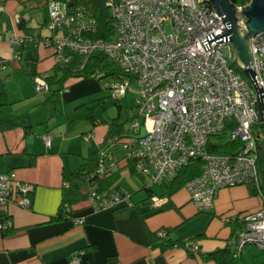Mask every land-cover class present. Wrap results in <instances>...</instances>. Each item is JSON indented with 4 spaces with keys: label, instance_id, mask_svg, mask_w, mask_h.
Returning <instances> with one entry per match:
<instances>
[{
    "label": "built area",
    "instance_id": "1",
    "mask_svg": "<svg viewBox=\"0 0 264 264\" xmlns=\"http://www.w3.org/2000/svg\"><path fill=\"white\" fill-rule=\"evenodd\" d=\"M104 2L114 29L109 39L97 36L99 24L94 15L68 0L48 1V33L11 36V42L18 45L36 40L51 48L57 65L70 64L78 54L82 58L78 69H85L98 64V57H104L120 71V75H108L113 81L107 86L116 100L131 92L132 82H137L134 133L113 136L109 148L100 152L96 169L86 178L90 205L95 210L134 206L132 193L126 188L101 186L120 162L131 171L133 165L135 173L149 180L148 186H162L172 181L192 158H200L199 174L185 184L192 202L201 211L211 210L222 188L244 184L255 188L262 201L259 209L223 218L228 224L237 225L229 240L237 254H243L246 246L264 254V171L260 172L264 121L257 89L238 64L230 40H212L208 50L200 40L227 28L222 15L207 0ZM248 4L250 0L237 5L241 8ZM16 20L22 21L20 13ZM252 49L264 88V32L253 37ZM15 57L21 59L20 50ZM0 64L6 67L4 62ZM93 69L94 76L101 73L99 65ZM34 84L39 94L51 89L43 76H36ZM150 116L154 117L152 128ZM221 134L227 139L216 142L218 145L230 141L239 142L240 146L225 152L212 151L210 141ZM45 140L51 143L49 135ZM118 146L126 152L120 159L112 155ZM35 187V183L18 180L11 172L1 173L0 206L15 203L30 208ZM150 200L153 205L164 203L157 194L151 195ZM77 222L83 223L84 219ZM12 225L11 220L0 224L2 229ZM158 235L165 237L168 230L160 229ZM189 249L198 253V243L193 242ZM81 261V251L73 254L72 264Z\"/></svg>",
    "mask_w": 264,
    "mask_h": 264
},
{
    "label": "crops",
    "instance_id": "2",
    "mask_svg": "<svg viewBox=\"0 0 264 264\" xmlns=\"http://www.w3.org/2000/svg\"><path fill=\"white\" fill-rule=\"evenodd\" d=\"M35 7H24L18 0L0 5V61L6 64L5 68L0 64V93L6 92L8 99L0 108L7 118L26 117V126L2 128L0 124V174L11 172L16 179L36 186L30 208L15 203L0 206V213L8 215L14 225L9 233L0 226V264H72L78 251L82 260L79 264H217L204 253L229 242L233 225L225 222L224 215H241L262 205L250 186L222 188L214 208L206 211L197 208L186 188L171 198L163 197V204L153 205L151 195L160 196L162 187L148 186L143 177L126 167L130 182L124 179L123 169L114 185L132 193L134 206L93 209L89 181L83 179L81 200L73 207L71 217L51 220L60 207L63 187L68 185L65 176L99 149L109 124L99 126L98 119L93 124L78 115L80 105L92 107L87 101L91 97V77H71L55 101L48 100L51 89L37 93L35 77L46 78L57 65L53 50L36 40L21 45L11 42L13 35L48 33V16L42 22L29 13V8ZM19 13L24 27L15 20ZM18 50L21 59L15 57ZM80 112L85 115L86 109L80 108ZM88 134L92 135L87 138ZM48 135L50 144L45 140ZM80 219L84 222L78 223ZM165 228L170 238L181 239L186 245L167 249L155 245L158 230ZM193 242L199 245L196 254L189 249ZM254 249L247 247V254H253ZM245 264L257 261L247 255Z\"/></svg>",
    "mask_w": 264,
    "mask_h": 264
},
{
    "label": "trees",
    "instance_id": "3",
    "mask_svg": "<svg viewBox=\"0 0 264 264\" xmlns=\"http://www.w3.org/2000/svg\"><path fill=\"white\" fill-rule=\"evenodd\" d=\"M7 0H0V5ZM24 7L30 6L31 4L35 3L38 0H18ZM49 1V0H47ZM72 3H77L82 5L87 11L94 15L98 19L99 24V31L97 33L98 37H103L105 39H109L112 34L114 33L112 19L110 17V12L105 5L104 0H68ZM236 4H244L247 0H232ZM48 3V2H46ZM36 6L39 5L36 3ZM31 9V8H29ZM20 26L24 27V22H20ZM82 58L80 55L73 56V60L70 64L66 65H55L54 71L51 75L47 76L46 79L48 80L52 93L49 96V101H55L59 98L60 93L67 87V81L71 77L77 78H89V77H97L94 76L96 69H93L95 65H99L100 72L103 73L104 76L116 74L120 75V71L111 63L107 62L104 57H98L97 62L98 64L94 63L88 66L85 69H78L79 64ZM100 77L99 79H102ZM7 94L6 92L0 93V107L2 103L7 102ZM119 104L120 112L114 118L112 122H109V129L106 134L105 140L101 144L98 150L92 152L89 156L86 157L84 163H82L78 168H76L71 174L65 176V182L68 185L63 187V196L61 200L60 207L56 215L51 217V220H60V219H67L71 217L73 212V207L78 204L81 200V185L80 181L86 179L97 167L99 159H100V152L103 149L109 148V140L113 136L118 137H126L130 133V129L126 128L125 124L121 122V116L123 111V102L120 99L116 100ZM80 108H85L86 113L80 114ZM79 117H86L91 120L93 124L97 123V118L95 116V109L93 107H89L86 104L80 105L79 107ZM133 118V116H132ZM0 124L2 128L5 127H13V126H26V117L24 115L14 116L13 119L7 118L5 112L0 108ZM225 134V133H224ZM224 134L219 135L218 137L226 138ZM212 146V151L215 152H225L229 151L234 148H238L240 146L239 142H223L222 144L218 145L214 141H210ZM202 160L200 158H192L188 164L183 166L178 175L170 182L162 185L161 187V197H168L171 198L175 193L180 191L181 189L185 188V184L187 180L193 176L197 175L201 169ZM128 167L127 164H121L117 171L112 173L106 179H104L101 183V186L104 188H117L120 186H115L114 184L120 179L121 171ZM264 171V152L260 156V172L263 173ZM132 172H134V168L132 165ZM254 193H257L255 188L250 186ZM10 217L4 213H0V220L1 223L6 222ZM237 225H233V232L230 239L235 234ZM168 235L165 237L157 236L156 238L158 241L155 245L160 246L162 249H167L168 247H172L175 245H186L184 241L181 239H173L169 237V229ZM4 233H9L14 230V225L7 226L6 228L2 229ZM229 239V240H230ZM204 256L207 259H213L216 261L217 264H245V259L243 254H237V250L235 246L231 243H227L225 247L219 248L209 253H204Z\"/></svg>",
    "mask_w": 264,
    "mask_h": 264
},
{
    "label": "water",
    "instance_id": "4",
    "mask_svg": "<svg viewBox=\"0 0 264 264\" xmlns=\"http://www.w3.org/2000/svg\"><path fill=\"white\" fill-rule=\"evenodd\" d=\"M206 1V0H198ZM212 3L227 26L223 31L214 35L210 33L200 38L205 50L211 48L212 40L217 42H232V49L238 64L254 83L258 93V106L264 121V88L255 68L252 39L260 32H264V0H250V4L239 8L232 0H207ZM244 17V22L241 18ZM264 144V143H263Z\"/></svg>",
    "mask_w": 264,
    "mask_h": 264
},
{
    "label": "rangeland",
    "instance_id": "5",
    "mask_svg": "<svg viewBox=\"0 0 264 264\" xmlns=\"http://www.w3.org/2000/svg\"><path fill=\"white\" fill-rule=\"evenodd\" d=\"M47 0H38L33 4H38V7L31 8L29 10V13L31 16L36 17L38 20L44 22L45 18L49 14V7ZM16 20V18H15ZM102 79H99L102 77ZM90 79V78H88ZM113 81V78L111 76H104L103 73H99L97 77H91V97L87 98V101L91 103V106L95 109L96 117L99 122V126H107L106 124H109V122H112L114 118L119 114L120 109H119V104L116 101V99L113 98L112 96V89L108 87L107 85ZM132 89L131 92H129L126 96L122 97L120 100L123 102V111H122V116H121V122L125 124L126 128L130 129V134L134 133V130L132 128V122L134 114H136L135 108V102L138 96V85L137 82L134 80L132 82ZM27 88V87H26ZM32 92H33V87H32ZM43 104V103H42ZM56 103L52 104L54 106ZM59 106V105H58ZM153 116L149 117V128H152V120ZM142 119V118H141ZM98 125H95L97 127ZM109 126V125H108ZM147 130V127L144 128ZM227 138H224L226 140ZM212 140L214 142L220 143L222 141V138L216 136L213 137ZM111 151V150H110ZM114 156L117 159L122 158L125 156L126 152L125 149L122 146H118L117 148L114 149L113 151ZM128 171L124 169L123 175L124 179H126L127 182H130V177L128 176ZM147 183H149V180L146 179ZM84 182V181H83ZM246 186H250L247 184H244ZM155 189L158 188L157 185H154ZM229 188V187H228ZM253 196L261 198V196L258 193H254ZM247 212H251L247 211ZM245 257L246 260L245 262L247 263V255L249 259H254L257 261V264H264V254H262L258 249L253 250V254H247V246L245 248ZM253 261V260H252Z\"/></svg>",
    "mask_w": 264,
    "mask_h": 264
}]
</instances>
